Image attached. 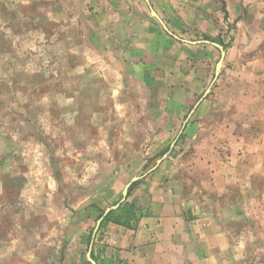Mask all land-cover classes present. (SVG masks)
<instances>
[{"label": "rangeland", "instance_id": "rangeland-1", "mask_svg": "<svg viewBox=\"0 0 264 264\" xmlns=\"http://www.w3.org/2000/svg\"><path fill=\"white\" fill-rule=\"evenodd\" d=\"M234 2L215 79L220 49L184 51L161 24L173 44L136 68L111 41L120 20L97 28L94 0H0V264H91L101 209L175 139L138 184L162 169L173 187L262 194L264 176L231 174L264 139V0ZM249 247L246 264H264V238Z\"/></svg>", "mask_w": 264, "mask_h": 264}, {"label": "crops", "instance_id": "crops-1", "mask_svg": "<svg viewBox=\"0 0 264 264\" xmlns=\"http://www.w3.org/2000/svg\"><path fill=\"white\" fill-rule=\"evenodd\" d=\"M94 1L99 11L97 28L101 29L109 16L120 20L121 38L111 41L123 47V54L136 68L143 65L142 60L147 64L159 56L161 49L172 43L161 33V23L150 6L179 36L168 33L182 42L178 48L184 51L204 45L217 47L213 42L220 43L223 36V0ZM235 8L237 2L229 0L226 9ZM202 35L204 38L197 39ZM253 142L251 154L243 151L235 159L242 170L233 171L231 180L245 176L253 181L264 176V139L255 138ZM163 174L162 169L157 170L132 188L127 201L136 217L128 225L120 217L122 212L102 221L92 247L97 264H246L252 238H264V187L258 189L262 193L258 196L257 187H236V183L209 189L173 187L166 179L161 180ZM200 188L204 194L198 192ZM256 218L260 232L255 235L253 229L250 234ZM92 236L93 232L91 240Z\"/></svg>", "mask_w": 264, "mask_h": 264}, {"label": "water", "instance_id": "water-1", "mask_svg": "<svg viewBox=\"0 0 264 264\" xmlns=\"http://www.w3.org/2000/svg\"><path fill=\"white\" fill-rule=\"evenodd\" d=\"M146 1H147V3H150V0H146ZM150 10H151L152 15L160 21V23L162 24V26L164 27V29H165L168 33H170V34L174 35L175 37L179 38L178 35H176L175 33H173V32L168 28V26L166 25V23L162 20V18L159 16V14L157 13V11H156L152 6H150ZM182 40H184V41H188V42H192V43H196V42H197V41H191V40H186V39H182ZM209 42H210V41H209ZM213 44H215V45L220 49V51H221V57H220L219 61L217 62V65H216V72H215V79H216L217 76H218V75L220 74V72H221V69H222V66H223V61H224V57H225L226 51H225V48H224V46H223L222 44L217 43V42H213ZM215 79H214V80H215ZM210 90H211V87H208V88L206 89V91H205L203 97L206 96V95L210 92ZM198 103H199V102H198ZM198 103H197V104H198ZM195 107H196V105H195L194 108L191 110V113L194 111ZM186 122H187V120H185V123L183 124L182 129H184ZM181 132H182V131H180V133H181ZM178 136H179V135H178ZM177 138H178V137H177ZM176 141H177V139H175V140L173 141V143H172L171 146H170V149H169V150H168V151H167V152H166L161 158H159V159L157 160L156 164H155L153 167H151V168L148 170L147 173L152 172L153 170H155V169L157 168V166L163 161V159H164L165 157H167V155H169L170 151L172 150V147L176 144ZM147 173H145L144 175H146ZM144 175H137V176L132 177V179H131V180L125 185V187H124V189H123V193H122V198H121V200H120L119 202H117L116 204L107 207V208L105 209L104 213H103V214L100 216V218L97 220V224H96V227L94 228L93 236H92V240H91V242H90V246H89V249H88V252H87V259H88V261H89L91 264H97L96 260L92 257L91 252H92V247H93L94 236H95V234H96V232H97V230H98V227L100 226V224H101L102 221L105 219V217L109 214L110 211L117 209V208L121 205V203L124 202V201L127 199V197H128V192H129V188H130L131 184H132L133 182L139 180L140 178H142Z\"/></svg>", "mask_w": 264, "mask_h": 264}, {"label": "trees", "instance_id": "trees-1", "mask_svg": "<svg viewBox=\"0 0 264 264\" xmlns=\"http://www.w3.org/2000/svg\"><path fill=\"white\" fill-rule=\"evenodd\" d=\"M225 47H226V45H225ZM139 182H140V180L135 181L134 183L131 184V186L129 188V192H128V197L130 195V191L132 190V188L135 187ZM103 212H104V209H101V211H100V213L98 215V218L103 214ZM118 212H122V214H121L120 217H121V219L123 218V222L125 224H127V225L130 223V221L133 218L136 217L135 216V213L133 212V207L131 205H129L128 201H125L117 209L110 211L109 214L105 217L104 220H110V219H112L114 217V215L118 214ZM121 219L120 218H117V221L120 222ZM92 232H93V229L91 230V234H92ZM91 255H92V257L95 260H97V258L94 255L93 250L91 252Z\"/></svg>", "mask_w": 264, "mask_h": 264}]
</instances>
